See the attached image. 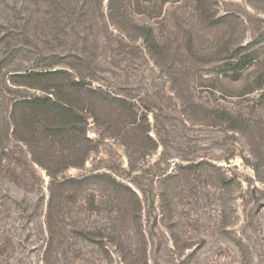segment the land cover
Segmentation results:
<instances>
[{"label": "rangeland", "instance_id": "obj_1", "mask_svg": "<svg viewBox=\"0 0 264 264\" xmlns=\"http://www.w3.org/2000/svg\"><path fill=\"white\" fill-rule=\"evenodd\" d=\"M0 264H264V0H0Z\"/></svg>", "mask_w": 264, "mask_h": 264}, {"label": "trees", "instance_id": "obj_2", "mask_svg": "<svg viewBox=\"0 0 264 264\" xmlns=\"http://www.w3.org/2000/svg\"><path fill=\"white\" fill-rule=\"evenodd\" d=\"M237 66H235V67H231V69L230 70H237ZM39 75H46L45 73H43L42 71H37V72H35V71H31L30 73H29V76H39ZM72 82V84L73 85H76V84H78L76 81H71ZM36 101H39V103H46V104H48V105H54V104H56V106H57V108H58V111L59 112H61V113H64V116L66 117L69 113H71V109H69L68 108V106H66V105H62V104H60V103H55L52 99H51V97H49V96H44V97H34V98H32V99H28V101H25L24 103L26 104V103H29L30 105H34L35 103L34 102H36ZM62 109V110H61ZM85 123H86V117H85V115L84 114H80V131L82 132H84V126H85ZM60 126V128H61V125H59ZM86 138V137H85ZM86 140H88V138H86ZM116 182V181H115ZM117 183V182H116ZM137 201V203H138V199L136 200Z\"/></svg>", "mask_w": 264, "mask_h": 264}]
</instances>
